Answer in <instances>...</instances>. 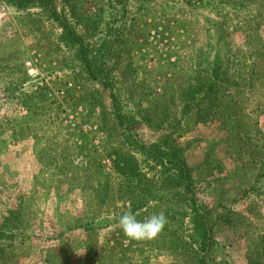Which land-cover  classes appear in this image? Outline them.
Here are the masks:
<instances>
[{
	"label": "rangeland",
	"instance_id": "rangeland-1",
	"mask_svg": "<svg viewBox=\"0 0 264 264\" xmlns=\"http://www.w3.org/2000/svg\"><path fill=\"white\" fill-rule=\"evenodd\" d=\"M10 212L9 264H264V0H0Z\"/></svg>",
	"mask_w": 264,
	"mask_h": 264
},
{
	"label": "clouds",
	"instance_id": "clouds-1",
	"mask_svg": "<svg viewBox=\"0 0 264 264\" xmlns=\"http://www.w3.org/2000/svg\"><path fill=\"white\" fill-rule=\"evenodd\" d=\"M167 216L163 211L154 213L149 217L138 220L133 214L131 207L123 212L118 220V227L130 240L142 241L156 238L167 224Z\"/></svg>",
	"mask_w": 264,
	"mask_h": 264
},
{
	"label": "trees",
	"instance_id": "trees-1",
	"mask_svg": "<svg viewBox=\"0 0 264 264\" xmlns=\"http://www.w3.org/2000/svg\"><path fill=\"white\" fill-rule=\"evenodd\" d=\"M229 212V211H228ZM8 215V219L7 217L4 219V227L0 228V264H9L10 260H11V256L13 254V250L14 246H11L10 248H8L5 245V241L7 240V234H10L8 232H11L13 230V228H17V226L15 224H13V221L9 220V216H11L13 213H7ZM196 216H198V211L195 213V216H191L190 218H192V222L194 224V226L196 225V227L198 226V221L195 218ZM204 225V224H203ZM194 235L196 236H200V238L202 239L201 235L203 234L206 235V233L199 231L197 229H194Z\"/></svg>",
	"mask_w": 264,
	"mask_h": 264
}]
</instances>
